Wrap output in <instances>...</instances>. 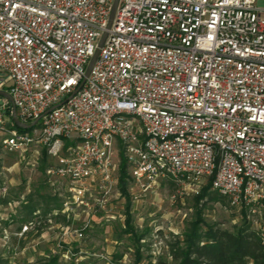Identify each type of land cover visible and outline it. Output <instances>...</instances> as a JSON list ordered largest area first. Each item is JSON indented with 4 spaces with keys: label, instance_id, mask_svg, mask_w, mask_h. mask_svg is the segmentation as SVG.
Segmentation results:
<instances>
[{
    "label": "built area",
    "instance_id": "obj_1",
    "mask_svg": "<svg viewBox=\"0 0 264 264\" xmlns=\"http://www.w3.org/2000/svg\"><path fill=\"white\" fill-rule=\"evenodd\" d=\"M259 1L120 0L108 29L114 0H0V90L13 100L0 96L4 148L19 151L37 134L53 155L73 143L71 156L50 171L69 181L58 188L63 205L54 215L70 223L56 250L65 260L81 262L71 238L84 242L109 203L121 155L140 195L164 180L187 189L213 178L212 190L246 215L264 247ZM14 109L26 124L39 119L36 128H17ZM80 213L77 227L72 217Z\"/></svg>",
    "mask_w": 264,
    "mask_h": 264
},
{
    "label": "rangeland",
    "instance_id": "obj_2",
    "mask_svg": "<svg viewBox=\"0 0 264 264\" xmlns=\"http://www.w3.org/2000/svg\"><path fill=\"white\" fill-rule=\"evenodd\" d=\"M258 5L264 6V1H259ZM3 136L0 133L1 264H38L42 259L56 256L61 264L70 263L63 258L64 248H61L63 253L57 252L62 228L57 226L55 219L50 223L42 218L41 223L22 238L19 232L24 207L44 205L48 198L55 195L59 201L54 204L62 203L58 188L65 187L69 181L50 171L58 169L62 160L71 156L69 148L73 143L65 142V147L53 155L37 134L33 142L21 150L9 152L3 146ZM128 178L129 165L121 155L117 159L116 186L109 203L96 213L82 245L73 241L70 243L76 254L73 258H78L80 263L104 264L98 258L103 254L121 259L125 264H134L140 247V264H155L160 256L168 257L169 242L175 236H182L187 224L197 220L232 232L245 224L251 227L246 215L232 207L227 198L214 199L203 206L199 198L208 181L184 189L170 180H164L140 195L136 189L133 190ZM69 225L66 220V227ZM80 247L87 253H79Z\"/></svg>",
    "mask_w": 264,
    "mask_h": 264
},
{
    "label": "trees",
    "instance_id": "obj_3",
    "mask_svg": "<svg viewBox=\"0 0 264 264\" xmlns=\"http://www.w3.org/2000/svg\"><path fill=\"white\" fill-rule=\"evenodd\" d=\"M212 180L213 178L208 180L207 187L199 198L204 207L208 201L224 198L212 190ZM169 243L168 257L160 256L155 264H264V247L260 236L246 224L232 232L197 220L187 224L182 236H175ZM140 250L139 247L134 264H140ZM38 264L61 263L56 256L42 259ZM68 264L83 263L72 261Z\"/></svg>",
    "mask_w": 264,
    "mask_h": 264
},
{
    "label": "crops",
    "instance_id": "obj_4",
    "mask_svg": "<svg viewBox=\"0 0 264 264\" xmlns=\"http://www.w3.org/2000/svg\"><path fill=\"white\" fill-rule=\"evenodd\" d=\"M55 197H56V195L48 198L49 200H47L44 205L42 204V205L36 206V207H34V206L32 207V206L27 205L26 207H24L23 210H25V212L23 211V214H22L23 224L21 226V230L25 224H27L31 221H35L39 217L45 218L46 220H48L49 218L55 219L57 226H59L61 228L65 227L67 218L64 215L54 216L57 212H59L61 210L62 205H63V201H62V203H60L58 205L54 204L55 201H59L58 198L56 197L57 198L56 199ZM62 200H63V198H62ZM49 201L50 202L53 201V202L50 203ZM47 210H49V211L46 213L45 211H47ZM81 218H84V214H82V213L78 214L75 218L72 217V220H74V221H72L71 224H73L74 226L81 224V221H80ZM71 239L73 242L78 243L77 241H75L74 238H71ZM79 245H82V243L81 244L79 243ZM80 250H81V247H80Z\"/></svg>",
    "mask_w": 264,
    "mask_h": 264
},
{
    "label": "water",
    "instance_id": "obj_5",
    "mask_svg": "<svg viewBox=\"0 0 264 264\" xmlns=\"http://www.w3.org/2000/svg\"><path fill=\"white\" fill-rule=\"evenodd\" d=\"M119 1L120 0H114V4H113V7H112V12H111V15H110V19H109V25H108V29L111 28L112 24H113V21L115 19V16H116V12H117V9H118V5H119ZM108 37V33L106 32L103 37L101 38V40L99 41L98 43V46L96 48V51H95V54L93 56V58L91 59L90 61V64L87 68V71H86V78L89 77L96 61L98 60L99 58V55H100V52H101V49L106 41ZM86 78L82 81L81 85L75 90V92L72 94V96L76 95L78 93V91L82 88V86L84 85V83L86 82ZM0 96L1 97H4L5 99H7L11 104H13V100H12V97L5 91H1L0 90ZM71 96V97H72ZM53 109H50L48 110L44 115H47L49 114ZM12 120L15 124V126L19 129H23V130H29V129H32V128H36L38 122H39V119L38 120H35L33 123L31 124H26L24 122H22L18 115H17V112L16 110L14 109V112H13V116H12Z\"/></svg>",
    "mask_w": 264,
    "mask_h": 264
}]
</instances>
